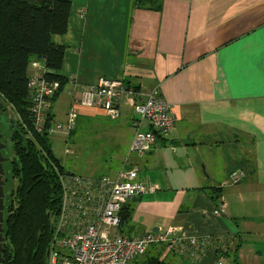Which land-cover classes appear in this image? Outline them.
<instances>
[{
	"label": "crops",
	"instance_id": "crops-1",
	"mask_svg": "<svg viewBox=\"0 0 264 264\" xmlns=\"http://www.w3.org/2000/svg\"><path fill=\"white\" fill-rule=\"evenodd\" d=\"M70 1L67 31L52 38L66 47L60 73L68 82L61 112H52L58 95L49 106L51 120L63 121L70 92L80 97L100 77L124 75L158 81L177 115L174 128L137 158L140 177L157 189L124 204L131 218L122 234L181 225L183 235H227L225 264H264V0L148 4L159 11L135 0ZM78 108L102 117L95 107ZM239 170L237 182H225ZM175 259L213 264L215 257Z\"/></svg>",
	"mask_w": 264,
	"mask_h": 264
},
{
	"label": "trees",
	"instance_id": "trees-1",
	"mask_svg": "<svg viewBox=\"0 0 264 264\" xmlns=\"http://www.w3.org/2000/svg\"><path fill=\"white\" fill-rule=\"evenodd\" d=\"M135 2L142 8L158 11L161 9L158 4L148 5L157 2L156 0ZM70 9V0H0V104L8 105L14 113V117L9 118L10 114L3 109V115L0 116L8 125L12 148V166L5 172L7 174L4 175V187L10 183L7 178L14 176L17 179L13 189L4 191L6 194L3 209L2 264L47 263L46 253L52 238V220L48 212L56 211L62 200L60 175L71 174L64 171L59 160L53 155L47 142L48 134L34 130L27 93L30 74L27 65L32 56L45 62L48 81L53 79L59 84L56 92L50 91L42 96L48 107L67 84L68 77L60 73L66 47L55 43L52 36L62 35L67 31ZM100 79L122 81V78L102 76L97 83ZM124 82L121 84L122 88L134 92L140 99V94L144 91L135 85L131 86L133 90H128V80ZM79 88L81 89L80 86ZM118 106L117 118L112 119L113 121L120 119L125 109L133 112L124 99L118 102ZM48 115L51 120L50 112ZM49 124L47 121L45 127ZM173 128L174 123L166 132ZM147 129L155 136V140L163 134L153 125L147 124ZM151 149L143 157H146ZM136 165L139 173V166L137 163ZM233 172L240 173V170L230 173ZM118 215L119 230L122 233V230L130 227L131 208L123 204ZM157 248L158 245H153L149 247V251ZM230 248L228 241L226 251L211 252L213 258L220 254L229 256L226 252L230 254ZM161 250L163 253L169 251ZM159 254L157 252L148 255L146 261L137 263L135 260L131 264H167L166 259Z\"/></svg>",
	"mask_w": 264,
	"mask_h": 264
},
{
	"label": "built area",
	"instance_id": "built-area-1",
	"mask_svg": "<svg viewBox=\"0 0 264 264\" xmlns=\"http://www.w3.org/2000/svg\"><path fill=\"white\" fill-rule=\"evenodd\" d=\"M27 68L30 70L27 93L34 130L52 135L54 133H49L50 128H59L60 124L48 118V103L42 96L50 91L56 92L59 84L53 79L48 81L45 62L38 60L36 56H32ZM79 89L75 85L73 91ZM118 92L121 95L118 102L122 99L126 101L129 97L126 103L132 107L133 113L145 116L148 125H153L156 130L165 133L173 126L167 113L157 109L161 99L152 95L144 100L139 99L134 92L125 91L118 80L109 82L100 79L97 85L81 91L80 97H75L70 92L71 101L65 115L72 121L76 119L79 106L93 107V102L97 100L105 105L106 117L115 119L118 109L115 110L114 100L119 97ZM142 95L143 93L140 94ZM48 120L50 124L45 127ZM154 143L155 136L148 129L136 130L115 177L101 175L94 178L72 173L60 175V216L58 220H52V238L47 249L46 264H131L133 259L142 256L149 247L168 238L174 239L179 245L178 250L190 261H195L205 251H226L229 241L227 235H183L181 225H170L135 236L120 232L118 213L121 206L139 194L157 189L156 184L139 177L138 167L134 163V159L145 155ZM70 152L64 140L63 153ZM239 178V173L233 172L225 182L235 183ZM225 263L224 254L215 258L214 264Z\"/></svg>",
	"mask_w": 264,
	"mask_h": 264
},
{
	"label": "rangeland",
	"instance_id": "rangeland-1",
	"mask_svg": "<svg viewBox=\"0 0 264 264\" xmlns=\"http://www.w3.org/2000/svg\"><path fill=\"white\" fill-rule=\"evenodd\" d=\"M55 35H53L52 37H54ZM113 80L114 79H110L108 81L111 82ZM124 80H130L128 81V90H133L131 86L135 85L139 86V89H142L144 91L143 95L141 96L142 100L147 99L149 95H152L154 98L161 99V101H159L157 104L158 111L162 112L163 110L164 113H167V117L174 124L177 122L176 112L173 107L168 105L169 103L162 96L160 83L158 81L151 79H146L144 81L132 79L129 75H124V77H122V81H118L122 84L125 83ZM65 92L66 85H64L63 89L58 94L57 102L52 104L53 113L55 111L57 112V114L61 112V100ZM110 92L112 93V91ZM119 94L120 93L118 92L117 95ZM120 97L121 95H119V97L115 98L114 100L115 110L119 107L118 100ZM128 100L129 97H127L126 99L127 103ZM93 107L101 111V115L103 118L100 116L95 118L89 117L85 114L79 113V110L78 114L76 115V119L72 121H70L71 119L65 115L63 121L54 120V122L59 123L60 126L56 129L50 128L49 133H54L56 135H47V142L50 145L53 155L59 160V163L62 165L64 171L72 173L74 175L78 174L81 176H90L94 178L99 177L101 175L112 176L116 173V171L118 172L120 170V165L118 166V168H116L114 172H112V169H114L115 166L119 164V162L122 163V161H120L122 157V159L126 157L125 151L129 144V141L132 140V138L130 139L132 131L133 133H135L136 130L139 129L145 131L147 129L148 123L146 121L145 116H141L139 113L134 114L131 110L125 109L124 114L127 122L125 121V123H122L123 118L121 117L118 120H114L116 121V124L113 125V120L105 119L106 109L103 103L95 100L93 102ZM3 109H6V112L10 114L11 117L9 118L14 117L13 111L9 108L8 105L4 103L0 104V116L3 115ZM5 123L6 122H4V119L0 118V133L2 134L1 140L5 144V147L2 150V154L4 155V157H9L3 162V168L5 172H7L9 171V169H11L12 166V162L10 160L12 148L9 130L7 129L8 125ZM64 140L65 146L71 151L70 153H63ZM136 161L137 160L134 159V163H137ZM6 174L4 173V175ZM140 176L141 175H139V177ZM7 180H9L8 182L10 183L5 185L4 191L8 190L9 188L13 189L17 184V179L14 176L11 179L7 178ZM48 213V215L51 217V220L56 221L60 216L59 208L56 211H49ZM222 213L223 204L218 203L215 208V214L219 216L222 215ZM158 246L159 248L153 251H149V249H147V251L142 256L133 259V261L137 260V263H139L141 260L146 261L148 255H152L157 252H159V255H161L163 253L161 249L170 251V253H163V257L166 259L167 264H176V255L186 259L184 254L180 250H178L179 245L175 243L173 238H168L165 241H160ZM263 253L264 247L262 246L261 254ZM226 255L230 254L226 252Z\"/></svg>",
	"mask_w": 264,
	"mask_h": 264
},
{
	"label": "water",
	"instance_id": "water-1",
	"mask_svg": "<svg viewBox=\"0 0 264 264\" xmlns=\"http://www.w3.org/2000/svg\"><path fill=\"white\" fill-rule=\"evenodd\" d=\"M2 134L0 133V264L3 263V257L1 256L2 252H3V247H2V242H3V209H4V196L6 193H4V173L5 170L3 168V162L4 160L8 159L9 157H4V155H2V150L5 147V144L2 142L1 140ZM50 233L52 232V228H53V224H50ZM152 231H155L154 229ZM48 253V251H47ZM46 253V256H47Z\"/></svg>",
	"mask_w": 264,
	"mask_h": 264
}]
</instances>
